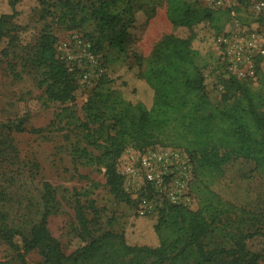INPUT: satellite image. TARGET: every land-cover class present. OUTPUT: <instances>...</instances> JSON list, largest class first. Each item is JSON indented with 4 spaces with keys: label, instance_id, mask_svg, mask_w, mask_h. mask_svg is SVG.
Here are the masks:
<instances>
[{
    "label": "trees",
    "instance_id": "trees-1",
    "mask_svg": "<svg viewBox=\"0 0 264 264\" xmlns=\"http://www.w3.org/2000/svg\"><path fill=\"white\" fill-rule=\"evenodd\" d=\"M10 11L0 5V56L5 57L11 46H17L20 33L28 24L16 19V8L23 0H4ZM248 0H239L246 3ZM264 1V0H263ZM51 7H54L51 10ZM40 19L56 10L57 19L68 29L87 28L89 51L96 55L106 48L127 53L130 38L137 29L141 0H98L86 4L80 0H39ZM230 7L213 8L190 0H167L166 12L174 26H184L187 35L166 34L153 47L148 59L134 53L135 62L126 65L116 77L103 74L84 104L85 121L90 142L101 150L93 155L87 147H77L75 153L85 162L103 163L106 183L116 198L129 200L124 175L117 170L118 157L127 147L144 150L155 144L183 147L199 169L220 171L233 157L255 163L264 173V110L262 100L249 81L234 74L224 78V105L212 103L205 84L204 68L209 63L207 48L223 32ZM264 21V9L259 11ZM225 17V18H224ZM56 33L43 26L35 44L30 48L29 65L43 76L49 98L67 101L77 87L75 71L56 50ZM2 44V48H1ZM144 81L151 90V103L124 95L113 82L121 78ZM232 99L231 101H228ZM264 106V100H263ZM19 117L0 123V144L5 142L6 129H28ZM90 123H97L90 128ZM42 208L37 219L28 225H12L0 208V240L15 251V259L0 260V264H27L26 255L38 250L47 264H257L262 253L252 250L248 239L263 235L255 227L238 231L228 239L217 241L214 233L218 204L209 201L203 208L192 210L184 203L164 201L153 216L150 235H136L128 240L126 228L95 233L85 205L76 201L75 219L78 230L75 246L66 254L59 238L50 230L49 218L56 211L54 191L43 182ZM249 218L255 214L247 212ZM144 218L145 214L135 213ZM131 224H134L132 222ZM149 236V237H148ZM20 239V244L15 238ZM147 237V238H145Z\"/></svg>",
    "mask_w": 264,
    "mask_h": 264
},
{
    "label": "rangeland",
    "instance_id": "rangeland-1",
    "mask_svg": "<svg viewBox=\"0 0 264 264\" xmlns=\"http://www.w3.org/2000/svg\"><path fill=\"white\" fill-rule=\"evenodd\" d=\"M80 1L91 4L98 0ZM190 1H199L204 5L210 3L209 0ZM261 1L240 3L239 0H221L224 7L232 9L223 32L235 31L241 36L255 32L258 41L264 43V21L259 19L258 14L264 9ZM141 3L143 9L139 12L137 29L129 39L127 53L106 48L104 52L88 55L86 30L91 31L93 24L87 28L68 29L57 19L56 10L40 19L39 0H23L16 6L19 14L15 20L28 24V27L20 33L18 45L11 46L5 57L0 56V123L22 117L28 129L41 128L37 132L5 130V142L0 144V208L6 213L10 224L28 225L38 217L42 208L40 196L43 182H49L56 200V211L49 218V227L59 238L66 254H70L76 245L78 225L74 205L77 200L85 205L95 233L126 228L128 240L134 241L133 228L136 235L142 232L153 237V216L164 201H170L168 193L179 188V173L165 175L161 185H150L139 167L140 155L147 148L140 151L127 147L116 164L117 170L124 175V188L130 193L129 200H121L114 196L106 183L104 164L85 162L75 153L77 147H87L93 155L101 153L90 142L88 130L83 124L84 104L96 88L99 78L103 74L116 77L122 73L126 65L135 62L134 53L141 55L146 62L153 47L164 35L189 33L186 27L174 26L169 20L167 0H141ZM0 5L10 11L6 1L0 0ZM44 25L56 33V50L74 69L77 77L74 96L67 101L49 98L46 84L42 83L43 76L29 65L30 48ZM74 35L81 41L75 43ZM207 50L209 63L204 68L206 89L212 103L223 106L224 78L228 76V70L221 62L215 41ZM255 63V76L244 79L249 81L262 100L263 111L264 53L256 55ZM125 75L129 80V74ZM113 86L127 97L151 103V90L142 80L136 83L129 80V84L125 85L121 78H116ZM96 126L97 123H90V128ZM148 148L183 149L161 144ZM129 166L134 172L127 168ZM188 166V180L184 191L179 192L178 201L192 210L203 208L209 201L218 204L217 223L221 229L213 234L217 241L228 239L230 242L240 230L249 231L255 227L264 230V173L255 169L253 161L233 157L217 172L197 168L190 157ZM141 211L145 212L144 218L134 216L135 213L141 214ZM249 211L255 214L254 218L248 217ZM15 241L20 244L19 238L16 237ZM248 245L262 253L257 264H264V236L256 235L248 239ZM15 256L11 246L0 240V260L15 259ZM26 259L27 264H47L36 249L28 252Z\"/></svg>",
    "mask_w": 264,
    "mask_h": 264
},
{
    "label": "built area",
    "instance_id": "built-area-1",
    "mask_svg": "<svg viewBox=\"0 0 264 264\" xmlns=\"http://www.w3.org/2000/svg\"><path fill=\"white\" fill-rule=\"evenodd\" d=\"M209 7L218 8L224 7L221 0H209ZM264 6V2H260ZM75 43L80 42L79 37H73ZM87 47L88 55H91ZM215 47L219 51L222 64L226 65L229 74H234L240 79L254 77L256 73L255 60L258 53H264V43L258 41V35L255 32H250L247 36H241L239 32L227 31L220 33L215 39ZM145 150V149H144ZM142 150V151H144ZM190 155L185 150L175 148H147L141 155L139 167L142 170L146 180L152 186L162 184L165 175H175L179 173L181 176L178 179L179 187L175 192L168 193L169 200L173 203L180 202V191H184L185 183L188 180V163ZM133 170L129 166L127 167ZM130 170V171H132ZM176 172V173H174ZM141 211V214H144Z\"/></svg>",
    "mask_w": 264,
    "mask_h": 264
}]
</instances>
